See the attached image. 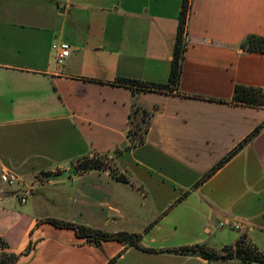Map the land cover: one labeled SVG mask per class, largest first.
<instances>
[{
    "label": "crops",
    "instance_id": "0c3cea01",
    "mask_svg": "<svg viewBox=\"0 0 264 264\" xmlns=\"http://www.w3.org/2000/svg\"><path fill=\"white\" fill-rule=\"evenodd\" d=\"M182 1L0 0V176H19L0 178V236L17 264H260L162 251L222 249L242 234L264 243V128L193 188L264 121V108L230 102L236 83L264 89V53L241 47L264 36V0H192L181 93L115 82L169 81ZM61 41L72 52L59 64ZM134 98L154 116L145 143L127 149ZM95 154H115L131 182L74 172ZM49 218L141 233L142 248L96 246Z\"/></svg>",
    "mask_w": 264,
    "mask_h": 264
},
{
    "label": "trees",
    "instance_id": "16d2710c",
    "mask_svg": "<svg viewBox=\"0 0 264 264\" xmlns=\"http://www.w3.org/2000/svg\"><path fill=\"white\" fill-rule=\"evenodd\" d=\"M190 0L182 1V8L179 16V24L177 29V36L173 50V61L170 73V78L167 83H158L144 81L140 79L119 77L115 81L120 85L127 87H135L134 90L139 91H157L165 93H181L180 79L183 72V60L185 51L187 49V25L189 20ZM241 47L248 52H262L264 53V36L250 34L242 42ZM230 102L236 105L251 106L256 108H264V89L260 86H251L236 83L234 86L233 96ZM154 113L146 108L137 98L133 99L131 111L129 114V130L127 149H132L141 146L146 141V136L150 130ZM264 128V121L260 123L246 138L239 142L230 152H228L220 161L211 167L202 178L193 186L197 188L204 181L209 179L216 173L223 165H225L236 153L242 150L248 143H250ZM121 152L120 149L114 151ZM115 155V154H114ZM113 154L98 155L92 157L85 156L74 162V172L82 174L90 170H110L112 176L123 183H130L128 176L120 172L114 166ZM188 194V191L183 193L178 201ZM51 223L56 226L72 228L77 235L86 238V240L96 246H100L104 240H118L129 246L141 247V233L119 232L109 233L104 230L85 226L70 221H64L56 218H49ZM31 249L29 246L27 252ZM146 251H154L150 248H143ZM162 251L182 254L200 256L209 261L237 259L244 263H260L264 264V252H262L258 245L254 243L247 234H242L241 237L234 243L224 246L222 249H212L206 244L198 243L193 245H184L164 249ZM20 254L10 250L8 241L0 236V264H17ZM116 258L109 261L108 264H114Z\"/></svg>",
    "mask_w": 264,
    "mask_h": 264
},
{
    "label": "built area",
    "instance_id": "2783aa9c",
    "mask_svg": "<svg viewBox=\"0 0 264 264\" xmlns=\"http://www.w3.org/2000/svg\"><path fill=\"white\" fill-rule=\"evenodd\" d=\"M189 4L191 7L192 0H190ZM189 11H190V8H189ZM53 50L55 52L56 61L59 64H61L64 62L66 58H68L71 55L72 46L70 45V43L66 41H61V42L53 44ZM0 178L2 182L8 185H14L19 180L18 174L11 170H3ZM23 201H25V199H23ZM236 227H239V225H236Z\"/></svg>",
    "mask_w": 264,
    "mask_h": 264
},
{
    "label": "rangeland",
    "instance_id": "374dc122",
    "mask_svg": "<svg viewBox=\"0 0 264 264\" xmlns=\"http://www.w3.org/2000/svg\"><path fill=\"white\" fill-rule=\"evenodd\" d=\"M211 230H213V227L211 228ZM261 244L260 245H258V247H259V249L262 251V252H264V243L263 242H260Z\"/></svg>",
    "mask_w": 264,
    "mask_h": 264
}]
</instances>
